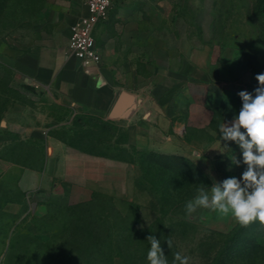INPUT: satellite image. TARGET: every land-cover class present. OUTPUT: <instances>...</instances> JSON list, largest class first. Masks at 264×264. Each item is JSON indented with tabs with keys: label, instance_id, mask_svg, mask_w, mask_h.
<instances>
[{
	"label": "rangeland",
	"instance_id": "374dc122",
	"mask_svg": "<svg viewBox=\"0 0 264 264\" xmlns=\"http://www.w3.org/2000/svg\"><path fill=\"white\" fill-rule=\"evenodd\" d=\"M260 7L259 0L117 2L97 28L99 65L137 100L172 87L169 72L183 60L216 82L235 80L254 92L264 69H245L241 56H264ZM82 9L79 0H0V63L10 80L0 95V160L10 166L0 177V264H148L149 235L161 240L169 264L176 252L189 264H218L226 247H237L225 242L238 222L208 209L187 215L184 205L200 187L245 171L242 150L229 147L220 168L210 169L193 148L160 140L139 147L125 121L75 113L56 93L24 80L38 42L69 28ZM172 99L184 101L178 90ZM51 138L61 147L54 150ZM20 169L44 180L20 189ZM263 235L259 221L242 226L237 264H264V253L240 247L264 242Z\"/></svg>",
	"mask_w": 264,
	"mask_h": 264
},
{
	"label": "crops",
	"instance_id": "0c3cea01",
	"mask_svg": "<svg viewBox=\"0 0 264 264\" xmlns=\"http://www.w3.org/2000/svg\"><path fill=\"white\" fill-rule=\"evenodd\" d=\"M82 14L84 8L79 16ZM99 25L94 30L95 41ZM71 26L38 42L34 66L27 77H22L28 81V85L56 93L62 103L73 107L75 113L88 111L101 116L107 114L108 118L119 94L125 92L134 98V107L126 116L109 119L125 121L135 145L148 149L160 140L163 147H176L185 152L193 148V153L200 156L210 169L215 165V169L220 168L227 155L232 154L227 150L229 147H233L234 151L241 150L235 142L221 140L218 129L223 123L230 126L233 116L240 110V91L254 94L249 84L235 80L216 82L204 69L183 60L177 71L169 72V76L175 79L172 87H154V98L149 101L137 100L131 91L119 89L111 72L100 67V63L84 68L70 56L67 47ZM96 44L102 53L97 41ZM241 61L247 70L264 69V56L260 53L245 51ZM176 90L181 92L184 101L174 102L172 95ZM158 91L162 93L158 94ZM141 109L145 112L137 118ZM53 141L54 150L61 147L62 143L56 139ZM215 157H218L217 162L213 161ZM9 170V164L0 160V177ZM43 180L44 176L38 171H18L20 189L26 190L28 186L41 184Z\"/></svg>",
	"mask_w": 264,
	"mask_h": 264
},
{
	"label": "clouds",
	"instance_id": "9594fccd",
	"mask_svg": "<svg viewBox=\"0 0 264 264\" xmlns=\"http://www.w3.org/2000/svg\"><path fill=\"white\" fill-rule=\"evenodd\" d=\"M256 79L259 86L254 94L246 90L238 93L242 106L230 126L223 123L218 129L221 140L235 142L241 148L246 170L211 187H200L184 205L187 215L197 209H208L231 215L242 225L254 221L264 224V73ZM147 241L150 244L146 255L148 264H169L161 240L149 235ZM166 242L171 248L172 241ZM171 264H189V257L176 252Z\"/></svg>",
	"mask_w": 264,
	"mask_h": 264
},
{
	"label": "built area",
	"instance_id": "2783aa9c",
	"mask_svg": "<svg viewBox=\"0 0 264 264\" xmlns=\"http://www.w3.org/2000/svg\"><path fill=\"white\" fill-rule=\"evenodd\" d=\"M84 8V14L79 16L70 27L68 52L84 68L97 65L101 53L97 47L94 30L97 25L108 19L114 4L123 0H79Z\"/></svg>",
	"mask_w": 264,
	"mask_h": 264
},
{
	"label": "trees",
	"instance_id": "16d2710c",
	"mask_svg": "<svg viewBox=\"0 0 264 264\" xmlns=\"http://www.w3.org/2000/svg\"><path fill=\"white\" fill-rule=\"evenodd\" d=\"M259 3L261 5V7L259 8L258 12L260 14H263V20H264V8H263L264 0H259ZM260 54H262V53H260ZM8 77L9 76L7 75V68H5L4 65H2L0 63V95L2 94V89L4 87L8 88V86H9L10 80ZM3 104H2V106H3ZM242 226H243L242 224L237 223L234 230L229 235V238L231 240H229V241L227 240L225 242V244H227V242L228 243L232 242V243H236L235 245H237V247H238V245H241L239 242L238 235L240 234V230H241ZM237 247L235 246V249H233L232 247H230V248L226 247L225 250H223V251L226 252L227 254L225 253L226 255H224V253H223L222 255H220V254L218 255L219 256V260L217 261V262H219L218 264H225V263L228 264V262H232V264H237L238 260L240 258H242L241 256L238 255L239 253H237L238 252ZM240 247L241 248L243 247L244 248L243 250L245 252L252 249L254 251V253H260V254L264 253V242L258 243V244L253 245V246L246 245V246H240ZM220 257H221V259H220ZM263 259H264V255H263ZM223 262H225V263H223Z\"/></svg>",
	"mask_w": 264,
	"mask_h": 264
},
{
	"label": "water",
	"instance_id": "95a60500",
	"mask_svg": "<svg viewBox=\"0 0 264 264\" xmlns=\"http://www.w3.org/2000/svg\"><path fill=\"white\" fill-rule=\"evenodd\" d=\"M134 107V98L125 92H121L109 114V118L115 119L126 116Z\"/></svg>",
	"mask_w": 264,
	"mask_h": 264
}]
</instances>
